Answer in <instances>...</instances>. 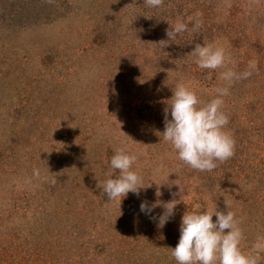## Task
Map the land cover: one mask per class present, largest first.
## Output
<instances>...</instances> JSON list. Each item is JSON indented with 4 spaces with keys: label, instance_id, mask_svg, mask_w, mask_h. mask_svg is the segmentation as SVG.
Listing matches in <instances>:
<instances>
[{
    "label": "rangeland",
    "instance_id": "rangeland-1",
    "mask_svg": "<svg viewBox=\"0 0 264 264\" xmlns=\"http://www.w3.org/2000/svg\"><path fill=\"white\" fill-rule=\"evenodd\" d=\"M177 21L189 30L160 43ZM206 42L251 75L199 68L188 54ZM180 82L202 103L229 87L234 154L210 172L159 134ZM117 148L143 180L121 205L97 187ZM173 199L163 228L162 207L140 211ZM187 210L233 212L241 251L264 264V0H0V264H177Z\"/></svg>",
    "mask_w": 264,
    "mask_h": 264
},
{
    "label": "clouds",
    "instance_id": "clouds-1",
    "mask_svg": "<svg viewBox=\"0 0 264 264\" xmlns=\"http://www.w3.org/2000/svg\"><path fill=\"white\" fill-rule=\"evenodd\" d=\"M149 6L159 7L163 0H145ZM199 13L195 16L199 17ZM192 19V18H190ZM202 21L195 19L192 30L199 29ZM167 30L166 41L175 39L180 33L188 31V24L177 21ZM195 58V63L201 69H226L220 73L221 78L231 82L247 78L251 71L236 73L226 68L229 57L223 47L214 43H196L188 54ZM250 68L255 62H249ZM173 95L165 103L164 130L159 133L165 142H168L176 151L177 157L191 168L198 171H212L217 162H223L234 154L235 141L225 130L229 123L228 115L222 110L224 97L229 95V87H217L216 95L207 103H202L196 92L185 83H177L172 89ZM135 154L125 148H117L111 155L109 167L111 171L107 178L98 180L97 187L102 189L109 201L119 199L120 205L129 192L139 195L143 188L141 175L133 170L136 162ZM39 176V170H35ZM50 172L48 179L55 183ZM159 197L162 193L156 192ZM178 201H157L149 205L146 201L140 204V211L145 214L153 213L157 206L163 208L162 214L157 217V226L163 228L174 215ZM213 216L216 217L213 221ZM228 230V231H225ZM180 236L178 243L171 248V254L177 264H258V255H247L240 249L243 237L237 226L235 215L231 211L210 212L186 211L181 217ZM257 248L264 247V237L258 238Z\"/></svg>",
    "mask_w": 264,
    "mask_h": 264
}]
</instances>
